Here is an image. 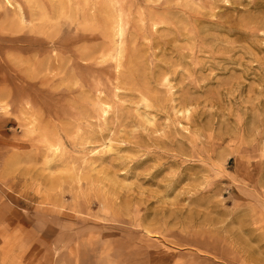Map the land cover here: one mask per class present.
Segmentation results:
<instances>
[{"label": "rangeland", "instance_id": "374dc122", "mask_svg": "<svg viewBox=\"0 0 264 264\" xmlns=\"http://www.w3.org/2000/svg\"><path fill=\"white\" fill-rule=\"evenodd\" d=\"M11 3L0 264H264V0Z\"/></svg>", "mask_w": 264, "mask_h": 264}, {"label": "crops", "instance_id": "0c3cea01", "mask_svg": "<svg viewBox=\"0 0 264 264\" xmlns=\"http://www.w3.org/2000/svg\"><path fill=\"white\" fill-rule=\"evenodd\" d=\"M15 20L11 15L6 16L4 15L3 17L0 18V76L3 70V65H2V60L1 56L3 55V50H4V43L7 41L12 40L13 33H15ZM0 98H3V96L0 94Z\"/></svg>", "mask_w": 264, "mask_h": 264}, {"label": "bare ground", "instance_id": "6f19581e", "mask_svg": "<svg viewBox=\"0 0 264 264\" xmlns=\"http://www.w3.org/2000/svg\"><path fill=\"white\" fill-rule=\"evenodd\" d=\"M2 2L6 5V6H12L11 4V0H5V1H3L2 0ZM62 13H63V11H62ZM40 17H39V20H41V19H43V18H45L47 21L49 20L50 21V19H49V15H48V13L46 12V11H44V13L42 14V15H39ZM15 17H18V21L19 22H21L22 24L25 22V19H24V17H23V15L22 14H20V13H18V15L17 16H15ZM57 17V16H56ZM58 18V17H57Z\"/></svg>", "mask_w": 264, "mask_h": 264}]
</instances>
